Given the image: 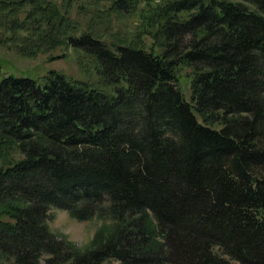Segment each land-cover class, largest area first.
<instances>
[{"label":"trees","instance_id":"trees-1","mask_svg":"<svg viewBox=\"0 0 264 264\" xmlns=\"http://www.w3.org/2000/svg\"><path fill=\"white\" fill-rule=\"evenodd\" d=\"M107 1L116 12L137 5ZM147 3L137 36L151 48L91 32L61 39L68 10L0 0V25L27 31L25 55L67 42L117 90L59 70L1 78L0 61L1 258L264 264V0ZM181 65L191 68L189 100ZM52 208L114 223L82 251L50 229Z\"/></svg>","mask_w":264,"mask_h":264},{"label":"rangeland","instance_id":"rangeland-1","mask_svg":"<svg viewBox=\"0 0 264 264\" xmlns=\"http://www.w3.org/2000/svg\"><path fill=\"white\" fill-rule=\"evenodd\" d=\"M59 5L63 12L68 10V17L73 25L68 28L60 38H66L69 34L81 35L91 32L100 37L110 46L116 43L137 42L151 48L154 41L150 36H144L142 40L137 34L141 30L143 21V8L149 5V0H137L136 7L127 12H116L110 9L111 2L104 0H52ZM159 3L163 0H154ZM3 25V24H2ZM10 23L0 25V61L2 62L1 78L8 75L31 77L41 81L50 70H59L75 79L90 83L93 87L105 92L116 94V85L109 84L98 70L99 65L92 55L83 53L67 42L42 50L37 56L31 57L23 53L24 35L27 31L15 32L10 28ZM1 39L4 42H1ZM98 67V68H97ZM191 68L180 66L178 68V86L184 97L190 98ZM0 78V79H1ZM198 119H203L198 115ZM219 128V123H212ZM1 164V160H0ZM50 229L84 251L96 246L97 237L102 231L107 234L113 226L112 217L103 212V215H95L88 220H78L72 213L65 209L52 208L49 218ZM0 264H15L13 259L0 257ZM229 264H240L236 260H230Z\"/></svg>","mask_w":264,"mask_h":264}]
</instances>
